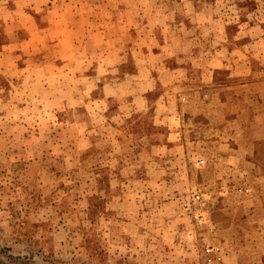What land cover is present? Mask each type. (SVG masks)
Instances as JSON below:
<instances>
[{"label":"rangeland","instance_id":"1","mask_svg":"<svg viewBox=\"0 0 264 264\" xmlns=\"http://www.w3.org/2000/svg\"><path fill=\"white\" fill-rule=\"evenodd\" d=\"M204 245L264 264V0H0V264Z\"/></svg>","mask_w":264,"mask_h":264},{"label":"built area","instance_id":"2","mask_svg":"<svg viewBox=\"0 0 264 264\" xmlns=\"http://www.w3.org/2000/svg\"><path fill=\"white\" fill-rule=\"evenodd\" d=\"M203 163L202 159H198L196 158L194 160V164L196 166H201V164ZM244 174V172H241L240 175L242 176ZM239 192H248V188L247 187H243V188H238ZM203 194L200 193L198 190H193L190 193V198L192 201L199 203L200 206L203 205ZM193 216V220L194 223L196 225H202V226H207L208 228H212L213 225L212 223H210V220L208 218V215L206 213L205 210H195L192 213ZM203 252H204V260L206 262V264H223V258H222V253H221V248L218 245H204L203 248Z\"/></svg>","mask_w":264,"mask_h":264},{"label":"crops","instance_id":"3","mask_svg":"<svg viewBox=\"0 0 264 264\" xmlns=\"http://www.w3.org/2000/svg\"><path fill=\"white\" fill-rule=\"evenodd\" d=\"M214 69H215V67H212V68H207L205 71H208V72H210L211 74L213 73V71H214ZM227 113H226V111H225V115H226Z\"/></svg>","mask_w":264,"mask_h":264}]
</instances>
